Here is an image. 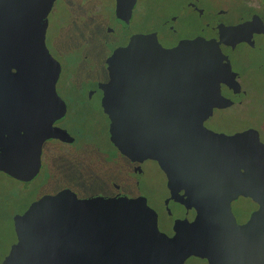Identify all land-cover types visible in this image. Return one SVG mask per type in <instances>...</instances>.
Masks as SVG:
<instances>
[{
    "label": "water",
    "instance_id": "1",
    "mask_svg": "<svg viewBox=\"0 0 264 264\" xmlns=\"http://www.w3.org/2000/svg\"><path fill=\"white\" fill-rule=\"evenodd\" d=\"M54 1L0 0V172L24 184L38 173L42 143L69 136L53 126L65 112L54 88L59 65L45 45ZM133 1L115 0V12L129 15ZM105 64L100 105L110 142L134 164L154 160L166 178V202L194 210L191 221L175 218L173 235L161 239L171 264L189 256L264 264V145L252 130L225 135L202 124L231 103L219 94L233 73L216 43L163 48L153 35L137 34ZM239 195L257 205L243 224L229 205ZM144 225L160 235L142 198L77 199L63 189L13 215L15 241L0 264H101L86 258L89 234L93 251L117 253L121 236Z\"/></svg>",
    "mask_w": 264,
    "mask_h": 264
},
{
    "label": "flooded vegetation",
    "instance_id": "2",
    "mask_svg": "<svg viewBox=\"0 0 264 264\" xmlns=\"http://www.w3.org/2000/svg\"><path fill=\"white\" fill-rule=\"evenodd\" d=\"M115 3V0L108 2L66 0L68 16L80 24L87 21L85 33L91 40L92 53L85 54L81 52V49L67 50L63 47L62 56L59 57L48 50L59 65L54 88L65 105L63 117L53 123V126L66 131L69 136L64 140L49 138L42 143L38 173L42 163L55 154H61L71 163L77 162L76 158L84 159L85 155L89 156L90 154L85 153L86 151L89 153L91 151L93 157L107 158L108 152L106 150L104 153L101 152L103 150L100 151L97 145L103 138L109 140L108 119L100 105L101 85L106 80L105 59L114 48L125 45L130 37L137 34L153 35L163 48H171L180 41L193 39L216 43L221 54L228 60L233 73L230 79L231 87L219 83V94L229 99L231 103L224 107L213 108L202 124L215 133L225 135L252 130L257 133L258 139L264 145L263 0H134L129 15L124 9L116 13ZM95 26L100 29L102 39L96 37ZM88 43L87 39L81 47L86 50ZM68 54L74 58L73 62L65 58ZM70 105L75 111L67 120ZM92 108L96 111H92ZM99 117L106 121L104 126L99 127ZM89 119L90 122L87 121ZM215 122L234 123L239 127L225 129L214 126ZM104 133L106 136L102 135ZM70 138L71 142H69ZM88 139L89 142H86L85 140ZM110 145L116 157L128 161L131 176L126 184L111 178L101 181L100 178L99 184L105 185L94 191L88 190L91 184L89 180L81 182L78 187L61 183L40 194L39 197L68 189L77 199H144L145 206L154 216L160 235L150 233L151 226L144 225L141 227V232L132 237L123 234L118 251L114 253L111 249L104 250L102 246V249L100 248L102 251L98 249L93 251L91 245L94 239L92 234H89V252L86 258L102 260L101 264H109L114 260L117 264H128L130 261H132L131 264H171L165 248L161 247L163 243L161 239L163 236L173 235L172 225L175 218L191 221L194 210L190 208L184 211L181 205L166 202L169 196L166 178L154 160L144 159L134 164L111 142ZM148 161L153 163L157 171L159 170L163 180L161 186L164 189V195L155 198V203L150 200L151 196L144 194L140 188L144 166ZM154 190V186L149 188V194L153 195ZM229 205L237 224L246 222L250 213L257 208L250 198L241 195L231 200ZM181 264H208V260L203 257L189 256Z\"/></svg>",
    "mask_w": 264,
    "mask_h": 264
},
{
    "label": "rangeland",
    "instance_id": "3",
    "mask_svg": "<svg viewBox=\"0 0 264 264\" xmlns=\"http://www.w3.org/2000/svg\"><path fill=\"white\" fill-rule=\"evenodd\" d=\"M108 2L109 0H105ZM66 0H55L50 12L47 16V28L45 32V45L52 53L62 56L63 47L67 50L81 49L82 53H92V43L90 38H87L85 26L87 21L80 24L73 18L68 16V9L65 7ZM96 37L102 39V34L98 26L94 27ZM89 41L87 49L84 50L81 44ZM94 40V38H92ZM99 51H97L98 53ZM76 53V50H75ZM74 53V54H75ZM68 61L73 62L74 58L71 54L65 56ZM74 107L70 105L67 120L71 118ZM92 111H96L92 108ZM90 122V119L87 120ZM99 127L104 126L106 121L101 117L98 118ZM214 126L225 129L238 128L234 123L215 122ZM105 131V130H103ZM103 136L106 134H102ZM89 142L88 140H85ZM97 145L99 150L104 153L108 152L107 158L93 157V153L86 151L85 158H76L74 163H71L61 154H55L47 161L42 163L41 169L36 178L27 184L19 182L6 174L0 172V261L7 253L9 246L15 241L12 229L13 215L24 210L32 201L40 194L51 190L59 184H68L71 187H78L81 182L86 180L91 181L88 188L98 190L104 183L99 184L104 179H113L119 183L126 184L131 174L130 166L127 160L119 159L112 152V146L109 140L103 138ZM84 153V152H83ZM92 154V155H91ZM105 157V156H104ZM102 160V161H101ZM101 178V181H100ZM163 183L162 175L157 171L156 167L151 162H146L144 166V175L140 180V188L142 192L150 197V200L155 203V198H160L164 195V189L161 186ZM155 187L153 195L149 194L148 189Z\"/></svg>",
    "mask_w": 264,
    "mask_h": 264
}]
</instances>
